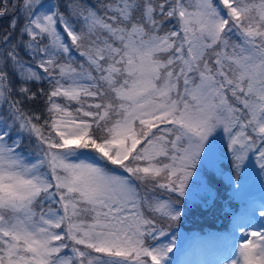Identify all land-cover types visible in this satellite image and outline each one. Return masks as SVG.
<instances>
[{
	"label": "snow or ice",
	"instance_id": "6c2138e0",
	"mask_svg": "<svg viewBox=\"0 0 264 264\" xmlns=\"http://www.w3.org/2000/svg\"><path fill=\"white\" fill-rule=\"evenodd\" d=\"M0 18V264H175L218 176L264 187V0H0ZM217 264H264V202Z\"/></svg>",
	"mask_w": 264,
	"mask_h": 264
},
{
	"label": "rangeland",
	"instance_id": "374dc122",
	"mask_svg": "<svg viewBox=\"0 0 264 264\" xmlns=\"http://www.w3.org/2000/svg\"><path fill=\"white\" fill-rule=\"evenodd\" d=\"M225 164H227V161H225ZM222 177L226 180L225 187L228 188L226 194L235 193L240 203L238 214L230 219L227 228L228 231L234 233L221 234L210 229L207 235H201V229L196 228V225H199L196 208L189 205L190 210L181 223L174 228V233L180 245L178 250H174L175 264H217L226 254V251L239 239V225L246 224L251 209L258 208L264 202V187L255 178V175L250 176L247 183L239 187L238 192L234 191L237 185L229 183L227 172ZM214 195L219 196L216 186ZM205 231L207 232V229ZM211 257H214L215 260H212Z\"/></svg>",
	"mask_w": 264,
	"mask_h": 264
},
{
	"label": "trees",
	"instance_id": "16d2710c",
	"mask_svg": "<svg viewBox=\"0 0 264 264\" xmlns=\"http://www.w3.org/2000/svg\"><path fill=\"white\" fill-rule=\"evenodd\" d=\"M89 4H96L97 0H86ZM8 24L7 18H0V31H2ZM77 56L79 59L78 54ZM38 87L33 85V89ZM225 179L222 176L217 177L216 189L219 193V196H216L214 205L208 209L204 207H196V213L199 218V225H196L197 229L206 230V229H220L227 225L229 219V212L231 208L238 204L235 197L230 199V194H226L224 186Z\"/></svg>",
	"mask_w": 264,
	"mask_h": 264
},
{
	"label": "bare ground",
	"instance_id": "6f19581e",
	"mask_svg": "<svg viewBox=\"0 0 264 264\" xmlns=\"http://www.w3.org/2000/svg\"><path fill=\"white\" fill-rule=\"evenodd\" d=\"M212 260H215L214 257H211Z\"/></svg>",
	"mask_w": 264,
	"mask_h": 264
}]
</instances>
